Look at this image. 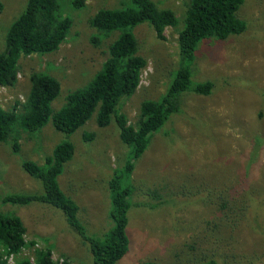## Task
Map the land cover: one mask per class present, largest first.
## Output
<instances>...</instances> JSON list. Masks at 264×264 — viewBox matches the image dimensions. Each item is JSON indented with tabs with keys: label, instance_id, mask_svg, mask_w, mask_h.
Listing matches in <instances>:
<instances>
[{
	"label": "rangeland",
	"instance_id": "374dc122",
	"mask_svg": "<svg viewBox=\"0 0 264 264\" xmlns=\"http://www.w3.org/2000/svg\"><path fill=\"white\" fill-rule=\"evenodd\" d=\"M0 1L4 6L2 54L9 30L29 0ZM58 1L72 21L66 43L54 53L22 57L15 86H0V105L6 110H14L17 101L25 102L32 73L44 72L62 83L61 95L52 103L53 110L59 111L70 91L94 79L109 58L110 45L120 36L119 31L97 35L100 31L91 26V20L104 8L119 9L130 2L89 0L86 6H78L76 0ZM152 1L174 11L179 23L166 29V41L157 38L149 23L132 30L139 53L148 59L137 92L118 105V113L132 125L138 121L141 104L160 100L180 68L178 32L184 28L190 0ZM237 17L247 24L243 34L226 41H202L196 51L192 82H214L212 94L181 95L180 110L154 134L131 176L126 166L133 160L134 149L121 141L115 116L108 127L101 128L95 112L71 135L51 125L35 136L22 132L18 153L0 144V200L10 193H43V185L23 171L21 162L44 165L60 142L75 146L58 182L80 208L83 233L72 228L59 208L38 202L26 206L0 202L2 212L22 219L27 241H35L37 249H51L58 264H93L92 241H102L115 225L111 184L119 178L123 189L132 188V207L129 252L116 264H200L210 259L215 264H264V0H245ZM85 134L95 137L86 142ZM227 191L238 193L228 197L248 193L252 198L240 228L233 225L237 219H231L230 211L220 207ZM32 253L24 249L23 255ZM10 264H15L14 259Z\"/></svg>",
	"mask_w": 264,
	"mask_h": 264
},
{
	"label": "trees",
	"instance_id": "16d2710c",
	"mask_svg": "<svg viewBox=\"0 0 264 264\" xmlns=\"http://www.w3.org/2000/svg\"><path fill=\"white\" fill-rule=\"evenodd\" d=\"M88 1L76 0L75 3L86 6ZM244 2L190 0L186 4L184 28L178 32L177 39L180 68L160 100H148L141 104L135 125L129 122L127 116L118 113L120 101L137 92L142 74L148 66V59L139 53V41L132 30L138 25L149 23L157 38L166 41V29L176 27L179 21L174 11L162 9L152 0H130L128 5L125 1L119 9H102L91 20V26L100 31L97 35L119 31L120 36L110 45L109 58L101 70L87 86L70 91L64 106L56 112L52 103L61 95L62 83L49 73L33 72L32 88L27 100L23 103L17 101L14 110H6L0 105V144L11 146L18 153L22 132L35 136L51 125L55 131L71 135L85 126L95 112L97 125L101 128L108 127L115 116L121 141L134 149L133 160L126 166V174L131 176L135 162L144 155L154 134L162 129L173 113L180 110L181 95L186 92L200 96L212 94L216 87L214 82H192L196 51L202 41L213 38L226 41L232 35L246 31V22L237 17ZM3 9L0 1V14ZM71 27L72 21L61 10L58 0H29L26 10L12 24L6 48L0 54V86H15L22 57L58 51L66 43ZM92 41L97 45V38L93 37ZM94 137V134H85L84 141H91ZM74 154V144L64 141L56 145L52 154L46 156L44 165L29 160L21 162L23 171L39 181L44 192L10 193L4 195L0 202L23 206L38 202L59 208L65 212L72 228L82 234L84 229L78 219L80 208L65 195L58 182L65 163ZM111 188L115 192L111 212L115 225L102 241H92L93 264H116L129 252L127 227L132 207L129 200L132 188L127 186L123 189L119 178L112 182ZM228 196H238V193L230 194L227 191L220 207L223 211H230L231 219H237L233 225L240 228L242 221L247 218L252 198L248 193L241 198ZM26 234L27 229L19 216L0 210V264H10L11 259H14L15 264H58L53 260L51 249L35 248L37 243L27 241ZM24 249H31L32 255H23ZM201 261L200 264H215L214 259Z\"/></svg>",
	"mask_w": 264,
	"mask_h": 264
},
{
	"label": "built area",
	"instance_id": "2783aa9c",
	"mask_svg": "<svg viewBox=\"0 0 264 264\" xmlns=\"http://www.w3.org/2000/svg\"><path fill=\"white\" fill-rule=\"evenodd\" d=\"M141 83H142V81H141Z\"/></svg>",
	"mask_w": 264,
	"mask_h": 264
}]
</instances>
